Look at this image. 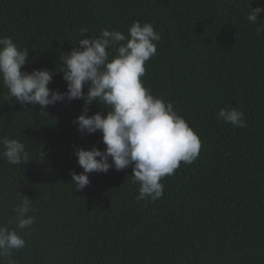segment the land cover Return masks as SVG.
<instances>
[{
  "label": "trees",
  "instance_id": "trees-1",
  "mask_svg": "<svg viewBox=\"0 0 264 264\" xmlns=\"http://www.w3.org/2000/svg\"><path fill=\"white\" fill-rule=\"evenodd\" d=\"M250 5L264 0H0V37L29 50L22 70L54 72L49 87L61 92V60L82 27L83 38L105 27L127 36L134 21L150 22L161 40L143 85L201 139L196 161L165 176L155 202L136 199L132 166L92 172L76 189L75 149L106 147L100 131L74 123L84 101L21 105L0 79V137L23 142L29 160L0 156V225L26 242L0 264H264V33L246 19ZM88 107L106 115L95 101ZM226 107L247 127L218 120ZM24 195L35 222L20 230L13 209Z\"/></svg>",
  "mask_w": 264,
  "mask_h": 264
},
{
  "label": "clouds",
  "instance_id": "clouds-1",
  "mask_svg": "<svg viewBox=\"0 0 264 264\" xmlns=\"http://www.w3.org/2000/svg\"><path fill=\"white\" fill-rule=\"evenodd\" d=\"M261 12L264 7L250 5L246 17L256 25L257 35L264 33V23L257 26ZM85 33L89 31L82 27L77 45L65 52L61 60L66 92L49 87L54 72L47 68L22 70L29 61V50L18 48L11 37H0V79L21 105L38 104L43 110L65 99L84 101L74 123L82 133L100 131L106 147L75 149L74 155L83 169L79 174L71 171V183L76 189L89 185L92 172L132 166V182L139 185L136 199L155 202L164 194L162 179L173 175L181 162H195L201 149L198 134L173 104L154 96L141 80L145 63L156 55L161 36L150 22L140 21L132 23L127 36L107 27L101 28L98 36L83 38ZM94 101L106 110V115L100 111L88 114V106ZM216 116L234 128L247 127L244 113L236 108H221ZM0 148V156L12 165L29 161L25 144L18 139L0 137ZM32 210V199L24 195L13 209L17 229H29L34 224L35 217L28 215ZM25 243L16 229L0 225V258L11 257ZM8 264L15 262L9 259Z\"/></svg>",
  "mask_w": 264,
  "mask_h": 264
}]
</instances>
